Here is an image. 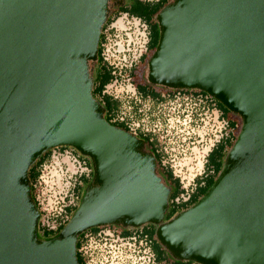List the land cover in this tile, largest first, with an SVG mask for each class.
<instances>
[{
	"label": "water",
	"instance_id": "water-1",
	"mask_svg": "<svg viewBox=\"0 0 264 264\" xmlns=\"http://www.w3.org/2000/svg\"><path fill=\"white\" fill-rule=\"evenodd\" d=\"M110 0H0V264H80L78 236L156 225L175 259L264 264V0H171L145 80L207 92L241 119L212 185L164 221L170 187L144 139L112 125L92 95ZM71 146L92 178L57 237L37 238L29 167Z\"/></svg>",
	"mask_w": 264,
	"mask_h": 264
},
{
	"label": "built area",
	"instance_id": "built-area-1",
	"mask_svg": "<svg viewBox=\"0 0 264 264\" xmlns=\"http://www.w3.org/2000/svg\"><path fill=\"white\" fill-rule=\"evenodd\" d=\"M111 19L102 30V39L99 41V62L108 66L113 75L102 94H108L121 102L119 110L111 115V122H123L133 135L150 136L149 141L153 142L161 165L171 168L173 176L181 183L182 192L174 202H184L195 189V180L208 174V154L219 142L233 138L238 126L231 127L217 100L200 89H173L154 85L155 98L140 94L137 84L142 79V67L151 52L148 50L147 24L135 15L121 12ZM120 82L130 86L123 99L115 94ZM52 155L57 158L65 155L70 166L76 169L72 189L68 188L57 206L43 198L40 180L42 168ZM47 161L41 167L39 178L31 183L32 197L39 213L37 229L40 234L43 228L57 230L60 225L67 223L72 216L70 208L79 204L74 202L83 186L79 177L81 174L89 177L93 171L87 159L82 158L79 151L71 146L52 148ZM198 163V172L190 178L193 183L183 185L189 165ZM85 170L88 172L85 173ZM76 184H81L79 193L73 190ZM128 229L131 231L129 235H123L121 228L113 225L99 226L96 231H84L78 249L84 263L171 264L170 259L156 258L152 239L142 232V226Z\"/></svg>",
	"mask_w": 264,
	"mask_h": 264
},
{
	"label": "trees",
	"instance_id": "trees-1",
	"mask_svg": "<svg viewBox=\"0 0 264 264\" xmlns=\"http://www.w3.org/2000/svg\"><path fill=\"white\" fill-rule=\"evenodd\" d=\"M167 1L170 2L171 0H157V1H151V2L150 1H143V0H131V3H132L131 5L122 7V8H120V10L121 11H127L131 15L140 16L143 14L142 10H141L142 6L147 7V5H150L149 14L154 15V14H157V12L160 10V8H162L163 6H165L167 4L166 3ZM143 19H144V21H148L149 16H144ZM108 20H109V16H108L106 22L104 23V25L101 29L99 41H101V39H102V30L104 29ZM149 43H150L149 45L153 49L154 43L150 42V41H149ZM99 52H100V48L98 46V59H97L96 63L94 64L93 70H92V76H93L92 95L104 107L105 119L108 122H110L112 125L128 131L126 125L123 122H119V121L111 122V115L119 110V107L121 106V102L118 99H116V98H114L108 94H102V91H103L105 85L108 84L113 79V75L111 73V69L108 66L101 64L99 62ZM95 65H96V67H95ZM93 73H94V75H93ZM137 85H138L137 87H138V91L140 92V94L145 95V96L151 95L153 98H155L157 96L153 91L154 85L149 84L146 80L144 81V79H143V82L138 83ZM217 104L221 108V110H223V109L228 110L218 100H217ZM222 114L224 117H226L224 113H222ZM228 122H229V125L231 127L235 126V122H230V121H228ZM138 136L140 138L144 139L145 148L146 149L148 148L149 150H151L153 152V154L155 155L156 159L158 160L159 155L156 152H154L155 149L153 146V142L149 141L150 136L149 135H142V134H139ZM234 137L236 138V136H233V138H227L226 140L219 142L216 145V147L214 149H212V151L208 155V159H207V163H206V167L208 169V174H206L202 177H199L195 180V183H196L195 189L191 193L188 200L181 202V203H175L174 202V199L182 192L181 183H180L179 179L173 176L171 168L162 166L161 164H159V160H158V167H157L158 174L162 177L164 183L170 187L169 203L172 205L173 210H175L177 212V211H180L184 208L186 209L187 207H189V205L191 206L212 185V183L214 182V180L216 179L218 173L220 172V170L222 168L223 157H224L225 153L227 152L228 148L231 147V145L233 144L232 141L234 140ZM61 147H65V146H61ZM50 153H51V149L46 150L29 167L28 177H29L31 183L39 178V176L41 174V167H42L43 163L48 160ZM212 169H213V171L209 172V170H212ZM92 175H93V171L89 175V177H86L85 175L81 174L79 179L83 185H86L90 182ZM80 189H81V184H78V185L76 184L73 188V190L77 193L80 192L79 191ZM32 196H33V194H32ZM70 209H72V212H73L75 209H77V206L71 207ZM64 225H65V223L60 225L59 228H57V230H52L49 228H43L41 230V235L47 239L57 237L60 230L64 227ZM113 226L119 227V225H113ZM98 228L99 227H93V228H90L89 230L96 231ZM128 228H121L123 235H129L131 233V231ZM155 230H156L155 227L152 226L151 223H147V224L142 225V232L146 233L152 239V250L154 251L155 256L158 260L170 259L171 264H199V263L192 261V260L181 261V260H177V259L173 258L164 247H161L160 242L157 240V238L155 236ZM82 234L83 233H81L77 238L76 254H77V259H78L79 263L85 264L80 253L78 252V249L80 247V237L82 236ZM37 235H38V229H37ZM154 241H156L155 244L153 243Z\"/></svg>",
	"mask_w": 264,
	"mask_h": 264
},
{
	"label": "rangeland",
	"instance_id": "rangeland-1",
	"mask_svg": "<svg viewBox=\"0 0 264 264\" xmlns=\"http://www.w3.org/2000/svg\"><path fill=\"white\" fill-rule=\"evenodd\" d=\"M168 2L169 1H167L166 3H168ZM111 17L108 20V22H110L112 20ZM157 40H158V36H157V39L155 41L156 43H157ZM156 43H155L153 49L151 50V52L149 53L148 58L142 67L141 74H142V78H144V81H145L146 63H147L149 57L151 56V54H152V52L156 46ZM95 63H96V61H95ZM93 75H94V73H93ZM129 88H130V86L126 82H120V84H118V86L116 88L115 94H117L120 99H123L126 96L127 92L129 91ZM237 119H238V127L236 128V131H235L236 133L234 136L238 135L240 127H241L240 117H238ZM234 140H235V137H234ZM234 140L232 141V143L234 142ZM229 148H228V150H229ZM228 150H227V152H228ZM227 152L225 153V155L223 157L222 166H223L224 160L226 158ZM79 154L82 158L87 159L88 163H90V165L92 167L91 159L88 156L82 155L80 152H79ZM199 165H200V163H198L196 165H189V168L186 171L187 179L183 182V185H186L188 182H191L190 178H191V176H193L194 173L198 172L197 168H199ZM69 166H70V164H69L68 159L65 155H61V156H59V158H57L55 155L54 156L52 155L50 157L49 161H47V163L42 168V174H41L40 180L42 182V188H43V194H44L43 198H45V201L52 203L53 206L58 205V201L64 197L68 188L72 189V186H73V183H74L75 177H76V175L74 173V172H76V169L71 167V166L69 167ZM92 169H93V167H92ZM84 172L87 173L88 171L85 170ZM191 183H193V182H191ZM88 184L82 186L81 194L78 195V198L75 199V201H74L75 203L79 202V204H80V202H81V200L85 194V191H86ZM79 204H78V206H79ZM184 209H182V210H184ZM75 210L72 212V214L75 212ZM182 210H180V211H182ZM180 211L176 212L175 210H173L172 205L170 203H168V207H167V210H166L165 215H164V221L170 219L171 217H173L174 215H176ZM151 225L154 226L156 229L155 224H151ZM119 227L120 228H128L129 226L128 227L119 226ZM37 238L41 239V240H47V238L43 237L40 233H38ZM161 247H163V246L161 245Z\"/></svg>",
	"mask_w": 264,
	"mask_h": 264
},
{
	"label": "flooded vegetation",
	"instance_id": "flooded-vegetation-1",
	"mask_svg": "<svg viewBox=\"0 0 264 264\" xmlns=\"http://www.w3.org/2000/svg\"><path fill=\"white\" fill-rule=\"evenodd\" d=\"M132 3H131V0H110V12H109V17H111L112 15H115V14H117V13H128L127 11H121L120 10V8H122V7H125V6H128V5H131ZM150 5H147V7H143L142 6V8H141V10H142V15H140V16H136V17H138V18H140L142 21H144V19H143V17L144 16H149V20L148 21H144V22H146V24H147V29H148V32H149V40H148V50L149 51H151L152 50V47L149 45L150 43H149V41L150 42H153L154 43V45H155V41H156V39H157V36H158V33H159V30H158V23H157V21H156V14H154V15H150L149 14V12H150ZM128 14H130V13H128ZM95 67H96V65H95ZM143 79L144 78H142L138 83H142L143 82ZM222 113H224L225 114V116H226V118L230 121V122H235V125L236 126H238V115L237 114H235V113H232V112H230V111H228V110H225V109H223L222 110ZM151 147V146H150ZM216 147V146H215ZM214 147V148H215ZM213 148V149H214ZM146 149V148H145ZM153 149V148H152ZM146 150H148V151H151V150H149L148 148L146 149ZM154 151V150H153ZM152 152V151H151ZM155 152V151H154ZM209 155V154H208ZM207 159H208V156H207ZM158 160H159V158H158ZM158 160H157V162H158ZM159 164H161L160 163V160H159ZM203 170L205 171V166L203 167ZM212 172L213 171V169L212 170H209V172ZM157 172H158V169H157ZM154 244L156 243V241H154L153 242Z\"/></svg>",
	"mask_w": 264,
	"mask_h": 264
}]
</instances>
